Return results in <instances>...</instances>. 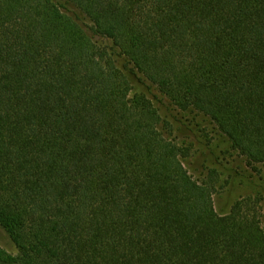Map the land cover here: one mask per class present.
<instances>
[{"label": "trees", "instance_id": "1", "mask_svg": "<svg viewBox=\"0 0 264 264\" xmlns=\"http://www.w3.org/2000/svg\"><path fill=\"white\" fill-rule=\"evenodd\" d=\"M135 82L264 164V0H0V264H264Z\"/></svg>", "mask_w": 264, "mask_h": 264}, {"label": "rangeland", "instance_id": "2", "mask_svg": "<svg viewBox=\"0 0 264 264\" xmlns=\"http://www.w3.org/2000/svg\"><path fill=\"white\" fill-rule=\"evenodd\" d=\"M111 42L103 41L102 47ZM118 67L124 62L117 60ZM142 93L152 99L165 125V135L180 147H189L191 156L185 160L186 169L199 181L213 169L219 171V183L214 196L215 208L219 215H228L236 202L247 197L258 199L262 205L264 224V164L256 169L246 165L245 158L232 149L227 138L211 123L200 116H194L172 106L156 90L135 82L133 95ZM158 96V99L155 98ZM0 244L12 254L16 247L0 233Z\"/></svg>", "mask_w": 264, "mask_h": 264}]
</instances>
